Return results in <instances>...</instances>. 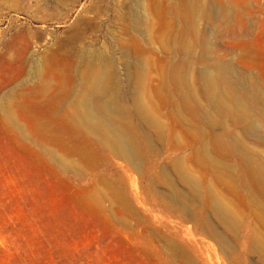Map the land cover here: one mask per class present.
Returning <instances> with one entry per match:
<instances>
[{"label":"rangeland","instance_id":"obj_1","mask_svg":"<svg viewBox=\"0 0 264 264\" xmlns=\"http://www.w3.org/2000/svg\"><path fill=\"white\" fill-rule=\"evenodd\" d=\"M57 1L0 0V264H170L171 260V264H184L180 255L167 254L161 240L164 233L167 239L170 236L183 243L196 264H260L255 255L246 263L239 260L245 255L248 231H241L237 238L228 236L236 253L230 257L213 236L200 230L194 218L179 216L178 206H160L161 198L150 187V173L171 158L188 156L190 150L162 144L152 158L157 169L150 173L130 169L115 157L97 170L76 172L61 168L43 154V142L71 152L72 142L65 146L45 139L42 128L47 115L62 104L61 99L70 98L64 89L73 84L62 79L77 68L76 60L83 52L94 49L114 57L120 81L125 83L123 50L136 58L142 47L155 67L160 58L176 61L175 37L183 31L182 0H146L151 38L134 28L132 13L139 0H61L62 6ZM202 3L207 4L209 18L200 17L195 24L203 36L195 46L197 56L190 58L196 76L204 69V60L211 57L227 62L234 76L251 77L264 93V0ZM122 19L129 21L131 30ZM188 36L192 37L191 31ZM39 66L42 77L37 73ZM152 77L158 85L156 74ZM45 78L58 84L55 95L43 96ZM7 106L28 138L10 125ZM255 123L249 139L264 154L261 108L255 109ZM165 124L171 127L170 122ZM189 159L193 164L194 158ZM203 170L201 176L205 177ZM99 176L121 180L136 209L127 211L119 205L120 210L109 200L102 209L96 208L91 195L100 187L94 186ZM189 211L195 214L197 207ZM122 217L129 221L128 227L119 222Z\"/></svg>","mask_w":264,"mask_h":264},{"label":"bare ground","instance_id":"obj_2","mask_svg":"<svg viewBox=\"0 0 264 264\" xmlns=\"http://www.w3.org/2000/svg\"><path fill=\"white\" fill-rule=\"evenodd\" d=\"M182 2L179 13L183 31L175 37L174 47L178 59L160 58L155 67L153 60L144 56L142 47L136 58L130 56L129 50H123L122 58L127 62L123 83L114 57L94 49L83 52L76 60L77 68L62 79L67 85L73 84L65 89L62 84L70 98L61 99L62 104L47 115L42 128L44 138L65 146L72 142L71 152L59 151L44 142L41 148L44 155L65 170H97L115 157L130 169L148 173L157 169L152 158L162 144L167 143L174 150H190L188 156L171 158L168 163H161L157 172L150 173V187L161 198L160 206H178L179 216L194 218L200 230L213 236L230 257L236 253L228 236L237 238L241 231H248L245 255L239 260L246 263L255 255L264 264V154L249 139L250 131L256 127L255 109L264 110V93L251 77L234 76L227 62L211 57L204 60V69L196 76L190 58L197 56L195 46L203 36L195 24L200 17L209 18V9L202 0ZM57 4L62 6L63 2L58 0ZM140 9L144 11L142 15ZM150 16L146 0H139L132 21L135 30L149 38ZM122 20L131 30L129 21ZM189 31L192 37L188 36ZM37 73H43L41 66ZM153 74L158 85H154ZM46 78L42 83L43 96L54 94L59 88L55 79ZM6 115L16 132L28 138L10 106L6 107ZM166 121L170 122L169 129ZM190 157L196 162L190 163ZM200 168L206 171L205 177ZM94 186H100L91 195L96 208L102 209L108 200L111 206L122 205L127 211L135 208L121 180L99 176ZM192 206L197 207L195 214L189 211ZM114 214L111 208L109 215ZM118 220L129 226L126 217ZM164 234L161 240L167 254L180 255L184 264H196L183 243L172 241L170 236L167 239ZM139 237L144 239L141 234Z\"/></svg>","mask_w":264,"mask_h":264}]
</instances>
